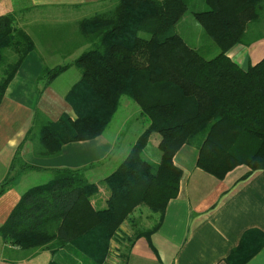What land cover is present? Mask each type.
Returning a JSON list of instances; mask_svg holds the SVG:
<instances>
[{"label":"trees","instance_id":"1","mask_svg":"<svg viewBox=\"0 0 264 264\" xmlns=\"http://www.w3.org/2000/svg\"><path fill=\"white\" fill-rule=\"evenodd\" d=\"M205 2L207 7L193 15L219 48L212 58L176 31L189 9L186 0H115L78 22L82 53L42 74L49 84L72 64L80 72L66 94L76 117L63 114L39 126L45 153L102 135L122 97L139 106L145 127L104 178L105 207L94 205L98 184L83 170L56 168L52 179L21 194L0 225L4 243L28 251L48 249V264H110L116 241L115 264H123L135 240L150 241L168 203L179 195L183 170L175 156L184 145L197 148V166L217 179L241 164L250 168L244 178L264 169V57L243 68L229 56L236 45L249 43L248 25L260 19L264 0ZM18 19L17 11L0 15V103L36 47ZM153 132L160 134L157 164L143 155ZM13 172L12 165L0 183V196L14 182ZM142 205L157 215L155 224L132 236L123 234L122 225ZM263 247L264 232L249 229L225 262L247 264Z\"/></svg>","mask_w":264,"mask_h":264},{"label":"crops","instance_id":"2","mask_svg":"<svg viewBox=\"0 0 264 264\" xmlns=\"http://www.w3.org/2000/svg\"><path fill=\"white\" fill-rule=\"evenodd\" d=\"M112 4L115 0H0V15L17 11L19 26L36 43L0 103V183L9 175L12 165L15 169L21 161V170L23 164L38 170L47 168L53 174L56 168L81 169L90 181L98 184L99 193L93 196L94 205L97 208L106 206L109 192L104 178L114 170L103 174L100 168L106 162L108 166L112 165L122 134L116 131L123 127L117 125L110 131L112 121L99 137L66 144L56 154L58 157L45 153L36 131L41 123L56 121L63 114L76 117L66 100V94L80 77V72L75 71L74 81L76 66L72 64L49 84L42 74L48 67L72 63L85 46L77 33L78 22ZM249 43L238 44L229 52L243 68L264 57V45H259L264 43L248 46ZM122 125L126 126V123ZM36 138L33 148L31 143ZM158 143L156 140V147ZM128 149L127 146L122 155H126ZM17 154L19 160L14 163ZM38 155L58 162L51 166L40 163ZM73 156L77 158L74 163ZM197 156V148L191 145H184L177 153L175 163L183 170L179 195L168 203L162 224L151 235L150 241L146 237L135 240L128 262L123 264H227L225 259L247 230L264 232V169L244 178L250 168L241 164L225 178L217 179L197 166ZM15 174L14 182L0 196V225L26 190L21 185L27 173ZM146 219L155 221L157 215L147 206H138L122 225L121 232L132 236V229L138 228ZM155 222L150 226L143 223V229L150 228ZM118 245L113 243L117 248ZM42 251L50 254L48 249L23 250L3 243L1 239L0 264H32ZM117 254L118 251L111 252L110 264L119 261L115 258ZM51 257L33 264H48ZM247 264H264V247Z\"/></svg>","mask_w":264,"mask_h":264},{"label":"rangeland","instance_id":"3","mask_svg":"<svg viewBox=\"0 0 264 264\" xmlns=\"http://www.w3.org/2000/svg\"><path fill=\"white\" fill-rule=\"evenodd\" d=\"M187 3L189 4V9L188 11L184 14L183 18L179 21V23L176 26V31L181 34L184 39L191 45L200 50L207 58H212L216 56L219 53V48L215 44V42L204 32L202 25L197 21L193 15V11L195 10H202L205 7H207L205 0H186ZM102 11V9H101ZM245 39L250 42L248 46H256L258 43H264V9L261 12L260 19L258 21H254L249 23ZM256 39V40H255ZM254 40V41H253ZM259 45H264V44H259ZM253 48V47H251ZM76 58V57H74ZM75 71L77 73L79 72L78 68H74V81L75 79ZM1 71H0V76H1ZM67 75H70L67 74ZM72 80V79H70ZM69 80V81H70ZM140 109L139 106L131 101L130 99L126 97H122L121 100V106L118 109L117 113L115 114L114 118L112 119V126L110 128V131L116 127L117 125H121L123 129H119L116 132L122 133L120 140L118 141L119 143V151L117 154L121 155H115V158L113 159V163L111 166L107 165V162L105 163L104 167H101V172L104 174L106 171L109 170V172L113 171L116 169V167L120 164V162L123 160L121 159L122 157L126 155H122V152H124L128 146V148L131 147V145L134 143L135 139L139 136V134L143 130V126L145 124V120L140 118ZM126 123V126L122 125ZM33 130V128H32ZM32 132V131H31ZM36 134H38V131H36ZM39 135V134H38ZM34 136V135H33ZM160 139V134L158 132H153L152 135L150 136L149 142H148V147L147 149L145 148L143 151L144 157L148 158L150 161H152L154 164H157L159 162L160 156H161V151L158 147L155 146L156 140L157 142ZM37 140L33 139L32 140V147L34 146V142ZM151 141V142H150ZM155 147H154V146ZM34 148V147H33ZM129 150V149H128ZM127 150V152H128ZM127 154V153H126ZM56 155V154H55ZM53 156V155H52ZM39 159L38 161L40 163H47V165L51 166L50 164H54V162H58V160H54L53 162L49 158H44L41 155H38ZM56 157H58L56 155ZM54 158V157H52ZM76 157H71L72 162H76ZM121 159V160H120ZM64 159H60L59 161H63ZM90 160V159H89ZM120 160V161H119ZM22 162V161H21ZM21 162L18 163V165L15 167L13 173L21 172V173H27L25 176V180H23L22 185L25 187L27 190L31 186L42 184L44 182H47L48 180L52 179L54 174L51 172L50 169L46 170H38L35 168H26L21 170ZM72 163V165H74ZM118 164V165H117ZM115 168V169H114ZM14 175V174H12ZM16 175V174H15ZM14 175V176H15ZM151 219H146L145 226H150V224H153ZM142 223V224H143ZM139 225L138 228L132 229V233H135V231L142 230L144 226ZM131 233V235H132ZM1 236H0V241H1ZM4 243V242H3ZM113 243H116L114 241ZM117 244V243H116ZM113 250L118 249L117 247L113 246ZM119 250V249H118ZM51 255L48 252H40L37 257H35L32 261V264L34 261L36 262H42L45 259L49 258Z\"/></svg>","mask_w":264,"mask_h":264}]
</instances>
